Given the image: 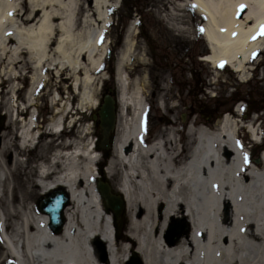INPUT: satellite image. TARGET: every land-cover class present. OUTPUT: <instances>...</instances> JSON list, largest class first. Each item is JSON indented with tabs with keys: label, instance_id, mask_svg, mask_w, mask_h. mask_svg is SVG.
Masks as SVG:
<instances>
[{
	"label": "bare ground",
	"instance_id": "obj_1",
	"mask_svg": "<svg viewBox=\"0 0 264 264\" xmlns=\"http://www.w3.org/2000/svg\"><path fill=\"white\" fill-rule=\"evenodd\" d=\"M170 4L176 10L175 0ZM177 6L181 23L168 26L169 40L184 45L199 32L210 74L221 77L230 70L244 82L264 49V0H191ZM113 13L109 0H0V76L6 88L0 103L8 116L0 133V232L5 250L15 264H127L130 255L140 264H264V151L255 161L240 140V128L246 129L253 148L264 147V129L258 131L255 118L239 119L241 107L236 106L232 115L214 125L195 117L179 131L173 119L152 135L144 71L130 87L129 72L142 60L131 38L133 25L117 55L123 122L106 166L108 179L125 200L123 230L113 228L112 216L94 188L96 158L87 154L81 163L59 153L45 158L40 150L35 159L42 160L29 171L25 160L18 159L40 132L32 118H24L28 108L15 105L12 95L10 99L9 72L17 67L35 74L81 73L87 85L92 72H101V60L111 47ZM212 84L227 89L225 81ZM73 87L77 91V84ZM163 91L168 96L167 87ZM78 97V110L97 102L84 90ZM75 100L72 96L69 102ZM157 108L165 104L159 102ZM64 119L62 114L51 122L55 132ZM59 188L70 204L63 230L54 234L47 215L32 203ZM173 221L185 231L170 243L166 232Z\"/></svg>",
	"mask_w": 264,
	"mask_h": 264
},
{
	"label": "rangeland",
	"instance_id": "obj_2",
	"mask_svg": "<svg viewBox=\"0 0 264 264\" xmlns=\"http://www.w3.org/2000/svg\"><path fill=\"white\" fill-rule=\"evenodd\" d=\"M190 1L175 0L176 10H174V6L170 4L172 0H109V5L114 10L109 26L111 47L107 52H110V57L108 58V53L105 55L104 73L92 72L87 85L82 83L84 78L81 73H76L73 77L67 71H60L58 75L51 71L35 74L29 68L22 70L17 67L9 72L11 79L9 88H12L10 99L12 95L15 105L28 108L24 118L26 120L32 118L40 132L39 135H35L33 147L29 148V151H25L24 154L22 153L23 156H18V159L25 160L28 171L36 160H42L35 159L40 150L45 158L59 153L62 156H75L80 163L87 154L91 158L98 159L96 151L90 154L91 143H94L95 140L93 125L90 122L92 108L78 110L81 103L78 93L84 90L89 98L93 96L98 99L102 92V83L103 86L113 87V77L106 76L109 75L110 70L113 72L117 65V55L130 25H133L131 38L135 43L136 53L138 57H142L139 62H134L132 70L129 72L130 87L144 71L148 81L149 109L146 119L149 130H152V135L157 131L165 130V127L169 125L167 121L171 122L175 119L180 125L179 120L184 112L186 122L190 120L191 116L201 118L198 105L202 103L210 107L215 102H227L226 106L229 108H222L218 111L222 113L229 111L228 113L232 115L234 111H231V108L234 103L241 100L244 104V100L248 96L249 98L252 96V105L251 109L246 108L247 110L244 111L248 115L247 121L255 118L256 123L260 121L261 127L264 125V49L254 59V68L248 71L246 82L239 81L230 70L227 74L223 73L221 77L211 75L210 71L213 69L202 61L208 51L205 49L206 46L199 32L184 45L179 44V41L169 40L167 36L168 26L181 23L179 16L182 13L177 9V5H187ZM126 2L129 4L127 9ZM163 3H167V5L163 7ZM130 7L132 9H129ZM15 27L17 30L21 28L17 24ZM82 63L84 64L85 61ZM1 71L0 65V74ZM19 74H22L23 78ZM211 80L231 81V84L222 91L220 85L212 84ZM1 81L2 77L0 76V93L3 95L6 88H3ZM41 81H45V83L43 84ZM75 84H77V91L73 87ZM163 87H167L169 90L168 96L164 94ZM72 96H75L76 100L70 103ZM170 98L173 102H170ZM1 102H4L3 99ZM159 102L165 104L164 109L157 108ZM256 103L259 104L257 109L254 108ZM241 108L243 109L242 106ZM5 112L6 107L0 103V133L8 125V116ZM62 114L65 115L63 131L60 134H54L56 127L51 126V122H58ZM238 114L241 118L243 113ZM121 122L123 120L118 116L117 134L121 130ZM59 123L60 128L62 120ZM210 123L214 125L217 121L212 120ZM50 128H53L51 129L52 133H49L48 129ZM243 141L248 146L252 145L247 136L243 137ZM256 149V151L255 148L253 149L254 160L259 159V153L264 151V147L259 145ZM102 163L103 170H106V162ZM112 178L114 181L116 180L115 182L119 179L118 166L113 171ZM41 198L42 196L39 195L32 205L36 206ZM9 224L11 225V222ZM5 253L6 251L0 244V264H13L7 260L8 256Z\"/></svg>",
	"mask_w": 264,
	"mask_h": 264
},
{
	"label": "water",
	"instance_id": "obj_3",
	"mask_svg": "<svg viewBox=\"0 0 264 264\" xmlns=\"http://www.w3.org/2000/svg\"><path fill=\"white\" fill-rule=\"evenodd\" d=\"M101 124L104 129V135L109 137V133L114 128L115 114H114V102L109 97L104 100L103 106L99 110ZM107 143L102 145L103 148L107 147ZM97 192L103 199L104 205L111 209L116 215L122 208L121 199L110 193V189L107 184L103 182H97ZM68 199L62 191H56L52 193L45 201L40 205L41 211L49 217L50 229L53 232H58L64 223L62 212L67 206Z\"/></svg>",
	"mask_w": 264,
	"mask_h": 264
},
{
	"label": "flooded vegetation",
	"instance_id": "obj_4",
	"mask_svg": "<svg viewBox=\"0 0 264 264\" xmlns=\"http://www.w3.org/2000/svg\"><path fill=\"white\" fill-rule=\"evenodd\" d=\"M200 89H202V88H200ZM248 100H250V98L248 97ZM226 104H227V102H224V103H222V104H220V103H214L213 105H212V107H214V108H216V107H218L219 106V108H229V106H226ZM200 108L202 109V110H207V108H208V106H206L205 104H200ZM207 116H211V113H207V115H206V117ZM178 238H179V236H177L176 238H175V240H174V243L178 240Z\"/></svg>",
	"mask_w": 264,
	"mask_h": 264
}]
</instances>
